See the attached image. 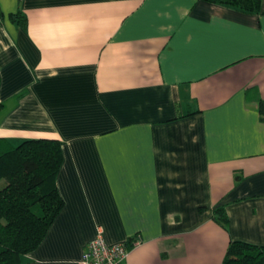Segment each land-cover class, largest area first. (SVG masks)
Segmentation results:
<instances>
[{
    "label": "crops",
    "instance_id": "crops-1",
    "mask_svg": "<svg viewBox=\"0 0 264 264\" xmlns=\"http://www.w3.org/2000/svg\"><path fill=\"white\" fill-rule=\"evenodd\" d=\"M0 11V137L58 139L64 157V206L21 264H82L99 233L132 241L126 264H222L231 241L264 245V0Z\"/></svg>",
    "mask_w": 264,
    "mask_h": 264
},
{
    "label": "trees",
    "instance_id": "trees-1",
    "mask_svg": "<svg viewBox=\"0 0 264 264\" xmlns=\"http://www.w3.org/2000/svg\"><path fill=\"white\" fill-rule=\"evenodd\" d=\"M206 1L250 13H258L261 3V0ZM0 18H3L1 11ZM10 18L19 17L10 14ZM260 108L264 110L263 101ZM63 159L62 142L58 139L32 138L13 145L0 137V264H21L22 256L39 246L62 210L64 200L56 176ZM213 214L216 221L227 225L223 207ZM222 264H264V245L231 241Z\"/></svg>",
    "mask_w": 264,
    "mask_h": 264
},
{
    "label": "built area",
    "instance_id": "built-area-1",
    "mask_svg": "<svg viewBox=\"0 0 264 264\" xmlns=\"http://www.w3.org/2000/svg\"><path fill=\"white\" fill-rule=\"evenodd\" d=\"M130 250L129 240L108 243L102 234L89 241L82 254V264H126Z\"/></svg>",
    "mask_w": 264,
    "mask_h": 264
}]
</instances>
